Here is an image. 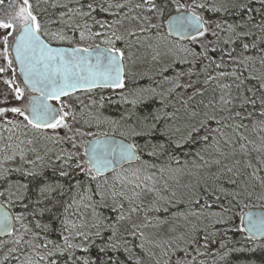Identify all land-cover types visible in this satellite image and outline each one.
<instances>
[{"label": "snow or ice", "instance_id": "1", "mask_svg": "<svg viewBox=\"0 0 264 264\" xmlns=\"http://www.w3.org/2000/svg\"><path fill=\"white\" fill-rule=\"evenodd\" d=\"M0 33V264H231L229 231L264 237L235 211L264 202V0H0ZM49 154L66 185L11 179Z\"/></svg>", "mask_w": 264, "mask_h": 264}, {"label": "trees", "instance_id": "2", "mask_svg": "<svg viewBox=\"0 0 264 264\" xmlns=\"http://www.w3.org/2000/svg\"><path fill=\"white\" fill-rule=\"evenodd\" d=\"M235 1V0H234ZM233 1V2H234ZM34 2V0H33ZM255 7H259L258 4L255 5ZM228 19L229 23L238 21L239 17L235 16V15H229L228 17H226ZM260 17L257 16V19H259ZM141 84L144 86H148L149 81L147 79H144L141 81ZM110 98H105V105L104 108L102 109V111L104 112L105 115H109V116H116L117 114H115V110L119 112H121L124 108V106L120 105L119 103L114 104L113 103H108L107 101ZM111 101H113V99H110ZM110 110V114L106 113L105 111ZM94 132L96 131H109V133H113V134H117L119 135L118 131L113 130V129H92ZM179 135V134H177ZM83 151V150H82ZM185 151H187V149H185ZM34 154H30V157H33ZM180 159L183 160H190L192 159L191 156H184L181 155ZM40 164V168L37 169L36 168V164L34 166H30V165H24L23 167L25 169H27L28 171H35V172H43V175L40 176H35V177H25L22 173L19 172H14L11 175V179L13 181H20L22 183H29L30 182V187L33 191L36 190V188L42 184L45 180H47L48 182H65V180H67V183L69 182L67 178H61L58 175V172H54V168H58L59 165L53 166L50 163H47L45 160L44 161H39ZM154 163L160 164L163 162V158L161 160H156L153 161ZM13 162H10L8 165H6L7 167H12L11 164ZM173 167H175V165H173ZM85 180V177L83 174L76 176L72 179V183H75L76 180ZM264 204V202L259 201V200H252L249 202L250 207H262L261 205ZM249 208H244L243 205L239 208L236 209V217L238 218L242 213H244L247 209ZM13 210L19 211V206L13 208ZM49 219V217H45V220ZM234 223L238 224V219L234 220ZM54 226L58 227V221L54 222ZM222 227V226H221ZM228 239H229V247L230 248H242L244 249V251L242 252H236L233 253L230 256V261L231 264H264V245L258 244L252 240H248L246 239V236L244 233H240L238 231L235 230V228H233L232 231L228 232ZM249 249H254L253 251H249ZM78 255L80 254L79 252L77 253ZM203 259H206V264H212V257H205ZM217 264H226L225 261H219L217 260Z\"/></svg>", "mask_w": 264, "mask_h": 264}, {"label": "rangeland", "instance_id": "3", "mask_svg": "<svg viewBox=\"0 0 264 264\" xmlns=\"http://www.w3.org/2000/svg\"><path fill=\"white\" fill-rule=\"evenodd\" d=\"M234 1V0H233ZM241 2H244V0H235L234 1V3H241ZM155 22V21H154ZM158 65H153V64H148V65H146L145 66V70H147V71H149V74L151 75L153 72H155L156 70H158ZM171 74V73H170ZM6 75H8V76H10V73H8V74H6ZM5 84L3 83V80L2 79H0V92H3V89H4V86ZM5 91L7 92L8 91V89H7V86H6V88H5ZM104 96H105V98H110V99H113V101H114V104H117V103H119V99H118V96L117 95H115V94H112L109 90H104V92L102 93ZM77 95H80V93L79 94H77ZM121 105V104H120ZM122 106V105H121ZM106 113H108V114H110V110H108V111H105ZM118 113V111H116L115 110V114H117ZM29 135L31 136L32 135V133L30 132L29 133ZM40 143H43V141H40ZM50 147H51V145H49ZM83 149H81V151H82ZM41 155H43V152H41ZM29 159H34L33 157H30L29 156ZM47 163H50V164H52L53 166H56V165H58L56 162H55V157H54V155L53 154H49L48 156H45V159H44ZM17 162L19 163V166H22V165H24V164H22V162L21 161H19V160H17ZM40 162L39 161H37L36 162V168L37 169H39L40 168ZM59 183H63V184H67V180H65V182H59ZM258 244H261V245H264V242H261V243H258Z\"/></svg>", "mask_w": 264, "mask_h": 264}, {"label": "water", "instance_id": "4", "mask_svg": "<svg viewBox=\"0 0 264 264\" xmlns=\"http://www.w3.org/2000/svg\"><path fill=\"white\" fill-rule=\"evenodd\" d=\"M19 71V70H18ZM22 79V78H21ZM50 103H54L53 101H50ZM111 135V134H110ZM112 136H115L116 138H119V136H116V135H112ZM127 166V165H126ZM249 211H252V212H255L257 214H260V213H264V208H261V207H256V208H251L249 210H247L246 212H249ZM0 238H3V237H0ZM264 237H259L255 240H261L263 239Z\"/></svg>", "mask_w": 264, "mask_h": 264}, {"label": "flooded vegetation", "instance_id": "5", "mask_svg": "<svg viewBox=\"0 0 264 264\" xmlns=\"http://www.w3.org/2000/svg\"><path fill=\"white\" fill-rule=\"evenodd\" d=\"M0 34H2V33H0ZM17 78H18V82H21V81H20V78H19L18 71H17ZM21 87H23L22 84H21ZM14 164H15V162H13V163L11 164L12 168H15Z\"/></svg>", "mask_w": 264, "mask_h": 264}]
</instances>
